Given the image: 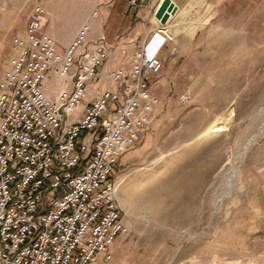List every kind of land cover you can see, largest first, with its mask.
<instances>
[{
    "label": "rangeland",
    "instance_id": "1",
    "mask_svg": "<svg viewBox=\"0 0 264 264\" xmlns=\"http://www.w3.org/2000/svg\"><path fill=\"white\" fill-rule=\"evenodd\" d=\"M101 3L0 0V75L35 6L61 17L59 31L72 40ZM232 26L210 25L203 46L172 54L154 79L156 118L117 167L130 232L107 264H264V24ZM197 27L182 17L177 30ZM61 84L54 78L48 90Z\"/></svg>",
    "mask_w": 264,
    "mask_h": 264
},
{
    "label": "built area",
    "instance_id": "2",
    "mask_svg": "<svg viewBox=\"0 0 264 264\" xmlns=\"http://www.w3.org/2000/svg\"><path fill=\"white\" fill-rule=\"evenodd\" d=\"M97 16L61 51L37 5L24 34L12 38L0 75V264H107L130 232L117 167L156 118L154 79L171 38L157 28L129 41V68L101 73L119 45L88 40ZM54 78L62 84L50 97Z\"/></svg>",
    "mask_w": 264,
    "mask_h": 264
},
{
    "label": "crops",
    "instance_id": "3",
    "mask_svg": "<svg viewBox=\"0 0 264 264\" xmlns=\"http://www.w3.org/2000/svg\"><path fill=\"white\" fill-rule=\"evenodd\" d=\"M163 1L138 0L134 7L131 6V0H105V3L100 4L98 17L91 22L88 40L101 41L109 47L119 45V48L109 52L101 73L107 69L128 68L129 55L122 52L127 46L126 43L144 40L148 33L154 32L157 28L165 30L171 38L163 52L162 58L165 63L172 54L181 57L189 48L203 46L204 42L200 40L204 37V31L215 22L232 24L233 30L241 29V24L247 19L250 25L264 24V0H172L178 11L170 17L166 25H162L160 22H154L152 18ZM182 17H185L187 22L198 25L193 35L184 30H177ZM46 19L45 30L54 37L58 48L64 51L71 37L60 33L61 17L47 11ZM77 28L78 26L75 31ZM129 47H132V44ZM55 93L48 90L50 97H55ZM144 140L145 147L152 145L153 133L147 134Z\"/></svg>",
    "mask_w": 264,
    "mask_h": 264
},
{
    "label": "water",
    "instance_id": "4",
    "mask_svg": "<svg viewBox=\"0 0 264 264\" xmlns=\"http://www.w3.org/2000/svg\"><path fill=\"white\" fill-rule=\"evenodd\" d=\"M178 7L172 0H164L158 10L154 12L155 17L162 25H166L172 15H175Z\"/></svg>",
    "mask_w": 264,
    "mask_h": 264
},
{
    "label": "bare ground",
    "instance_id": "5",
    "mask_svg": "<svg viewBox=\"0 0 264 264\" xmlns=\"http://www.w3.org/2000/svg\"><path fill=\"white\" fill-rule=\"evenodd\" d=\"M162 41L163 40V36L161 34L157 35L154 39V41ZM223 130H226V127L221 125V126H218L217 127V131H223ZM170 154V153H169ZM167 156V155H166ZM214 206L217 208V212H220L221 211V206H218L217 204H214Z\"/></svg>",
    "mask_w": 264,
    "mask_h": 264
}]
</instances>
